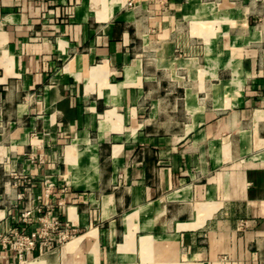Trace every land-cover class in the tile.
<instances>
[{
    "label": "crops",
    "instance_id": "1",
    "mask_svg": "<svg viewBox=\"0 0 264 264\" xmlns=\"http://www.w3.org/2000/svg\"><path fill=\"white\" fill-rule=\"evenodd\" d=\"M38 208L0 264H264V0H0V237Z\"/></svg>",
    "mask_w": 264,
    "mask_h": 264
},
{
    "label": "built area",
    "instance_id": "2",
    "mask_svg": "<svg viewBox=\"0 0 264 264\" xmlns=\"http://www.w3.org/2000/svg\"><path fill=\"white\" fill-rule=\"evenodd\" d=\"M30 213L31 210H23L20 213L21 220L26 222ZM38 213L39 226L36 230L27 233L16 229L0 237L2 247L15 251L19 259L25 258L27 252L37 246L49 248L65 242L73 235L68 225L51 214L48 208H38Z\"/></svg>",
    "mask_w": 264,
    "mask_h": 264
}]
</instances>
